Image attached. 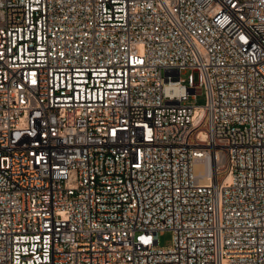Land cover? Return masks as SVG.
Returning <instances> with one entry per match:
<instances>
[{
  "label": "built area",
  "instance_id": "2783aa9c",
  "mask_svg": "<svg viewBox=\"0 0 264 264\" xmlns=\"http://www.w3.org/2000/svg\"><path fill=\"white\" fill-rule=\"evenodd\" d=\"M0 264H264V0H0Z\"/></svg>",
  "mask_w": 264,
  "mask_h": 264
},
{
  "label": "rangeland",
  "instance_id": "374dc122",
  "mask_svg": "<svg viewBox=\"0 0 264 264\" xmlns=\"http://www.w3.org/2000/svg\"><path fill=\"white\" fill-rule=\"evenodd\" d=\"M184 78H188V74L183 75ZM190 102L198 106H203L205 104V96L203 94H198L196 99H190ZM159 245L163 248H168L172 244L173 234L170 231L163 232L158 236Z\"/></svg>",
  "mask_w": 264,
  "mask_h": 264
}]
</instances>
